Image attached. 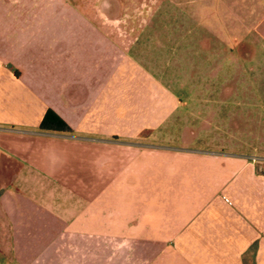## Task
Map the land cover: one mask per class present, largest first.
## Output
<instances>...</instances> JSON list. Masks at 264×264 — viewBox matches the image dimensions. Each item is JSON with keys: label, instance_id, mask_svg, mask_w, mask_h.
Here are the masks:
<instances>
[{"label": "crops", "instance_id": "obj_1", "mask_svg": "<svg viewBox=\"0 0 264 264\" xmlns=\"http://www.w3.org/2000/svg\"><path fill=\"white\" fill-rule=\"evenodd\" d=\"M107 10L0 0V264H264V162L164 145L177 98Z\"/></svg>", "mask_w": 264, "mask_h": 264}, {"label": "rangeland", "instance_id": "obj_2", "mask_svg": "<svg viewBox=\"0 0 264 264\" xmlns=\"http://www.w3.org/2000/svg\"><path fill=\"white\" fill-rule=\"evenodd\" d=\"M85 1L177 98L164 145L264 162V0Z\"/></svg>", "mask_w": 264, "mask_h": 264}, {"label": "trees", "instance_id": "obj_3", "mask_svg": "<svg viewBox=\"0 0 264 264\" xmlns=\"http://www.w3.org/2000/svg\"><path fill=\"white\" fill-rule=\"evenodd\" d=\"M41 128L43 129H55V130H66L67 127L65 122L52 110H47L42 123Z\"/></svg>", "mask_w": 264, "mask_h": 264}]
</instances>
